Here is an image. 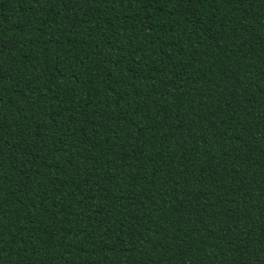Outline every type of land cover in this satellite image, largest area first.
<instances>
[{
  "label": "trees",
  "instance_id": "16d2710c",
  "mask_svg": "<svg viewBox=\"0 0 264 264\" xmlns=\"http://www.w3.org/2000/svg\"><path fill=\"white\" fill-rule=\"evenodd\" d=\"M0 264H264V0H0Z\"/></svg>",
  "mask_w": 264,
  "mask_h": 264
}]
</instances>
